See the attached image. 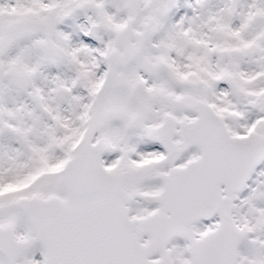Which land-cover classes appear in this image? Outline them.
Listing matches in <instances>:
<instances>
[{"label":"snow or ice","instance_id":"6c2138e0","mask_svg":"<svg viewBox=\"0 0 264 264\" xmlns=\"http://www.w3.org/2000/svg\"><path fill=\"white\" fill-rule=\"evenodd\" d=\"M0 264H264V0H0Z\"/></svg>","mask_w":264,"mask_h":264}]
</instances>
